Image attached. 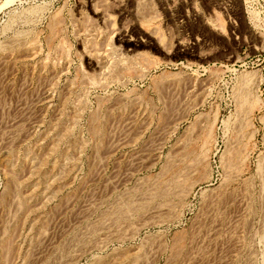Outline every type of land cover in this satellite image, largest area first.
I'll return each instance as SVG.
<instances>
[{
    "label": "rangeland",
    "instance_id": "obj_1",
    "mask_svg": "<svg viewBox=\"0 0 264 264\" xmlns=\"http://www.w3.org/2000/svg\"><path fill=\"white\" fill-rule=\"evenodd\" d=\"M263 158L264 0H0V264H264Z\"/></svg>",
    "mask_w": 264,
    "mask_h": 264
},
{
    "label": "bare ground",
    "instance_id": "obj_2",
    "mask_svg": "<svg viewBox=\"0 0 264 264\" xmlns=\"http://www.w3.org/2000/svg\"><path fill=\"white\" fill-rule=\"evenodd\" d=\"M58 21V20H57ZM55 23V22H54ZM147 23V22H146ZM52 26V25H51ZM55 26V25H54ZM55 27H57V26H55ZM50 30V29H49ZM58 32V31H57ZM52 33V32H51ZM21 34V33H20ZM56 35V34H55ZM54 37V36H53ZM19 39V38H18ZM50 39V38H49ZM52 39V38H51ZM10 41V40H9ZM12 43V42H11ZM51 43V42H50ZM113 51L112 50H110V52H108L107 53V57L105 56V59L107 58H109L110 56H111V58H112V56H114L113 54L114 53H112ZM112 54V55H111ZM110 58V59H111ZM100 59V58H99ZM104 59V60H105ZM114 60V59H113ZM112 60V61H113ZM111 61V60H110ZM116 62H118V61H116ZM109 63V62H108ZM111 63V62H110ZM114 63V62H113ZM122 63V62H121ZM128 63V62H127ZM115 64V63H114ZM119 64V63H118ZM129 65L131 64H134V62H133V60L132 59H130V61H129V63H128ZM109 65V64H108ZM108 65L106 66V67H108ZM111 65V64H110ZM121 65V64H120ZM103 66V65H102ZM104 66H105V64H104ZM122 66V65H121ZM126 66V65H125ZM110 67V66H109ZM109 67H108V69H109ZM110 68H112V67H110ZM120 68V67H119ZM112 69H114V67L112 68ZM116 69H118L117 67H116ZM116 69H114V70H116ZM120 69H122V68H120ZM120 71V70H119ZM119 71H115V73H114V75H112V77L114 78L115 76H117V74H120V72ZM109 72H111V71H109ZM113 74V73H112ZM111 75V74H110ZM118 77V76H117ZM242 77V76H241ZM119 78V77H118ZM244 78V77H243ZM116 79V78H115ZM243 80V79H242ZM246 80V79H245ZM249 81V80H248ZM91 82H93V80L91 81ZM244 82V81H243ZM246 82H247V80H246ZM82 83V82H81ZM161 83H162V81H161ZM243 84V83H242ZM239 90V89H238ZM245 91V90H244ZM243 93V92H242ZM247 93V92H246ZM238 94V93H237ZM236 96V95H235ZM238 96V95H237ZM247 95H245L244 93L239 97L240 98V102L241 103H239V104H241V107H243L246 103H248V101L246 102V97ZM248 99V98H247ZM239 101V100H238ZM100 102V101H99ZM247 105V104H246ZM252 106V105H251ZM249 109H250V107H249ZM246 110H247V108H246ZM243 111L245 112V110L243 109ZM243 112V113H244ZM97 114V113H96ZM95 114V117L98 115H96ZM168 114V113H167ZM245 115V114H244ZM161 117V116H160ZM93 120L95 119L94 117H93V115H92V117H91ZM98 118V117H97ZM17 119V118H16ZM93 120H91V122L93 121ZM68 122V121H67ZM98 122V121H97ZM58 125V124H57ZM97 125V124H96ZM95 125V126H96ZM106 128V127H105ZM97 129H98V127L97 128H94L93 130V132H94V137H95V139H96V136H98L97 135ZM101 130V129H100ZM60 132V131H59ZM90 132L91 133H93L92 131H91V129H90ZM99 132V131H98ZM60 133H63V134H61V136H64V131L63 132H60ZM63 138V137H62ZM61 138V139H62ZM100 138V137H99ZM106 142V141H105ZM6 146V145H5ZM50 147V146H49ZM52 148H53V146H51ZM8 149V148H7ZM48 149V148H47ZM50 149V148H49ZM55 149V148H54ZM57 149V148H56ZM55 149V150H56ZM45 150V149H44ZM53 150V149H52ZM55 150H53V151H55ZM48 151V153H49V151L50 150H47ZM47 151H45V152H47ZM51 153V152H50ZM31 154V153H30ZM47 154V153H46ZM52 154V153H51ZM51 154H49V155H51ZM55 154V153H54ZM231 154V153H230ZM56 155V154H55ZM66 155V154H65ZM201 155V154H200ZM48 156V155H47ZM196 156V155H195ZM46 157V156H45ZM42 158L41 159V161H39V163H38V165H37V167L35 168V171H31V172H33L34 173V175H38V177H39V180H40V183L43 185V183L45 184V182L46 183H48L47 181H46V177H49V176H47L48 174H45V173H43L44 172V168L47 166V164H48V162H47V158ZM238 158H240V155H239V153H238V151H237V153H236V155H229L228 154V157H226V169L227 168H231V165L236 161L235 159H238ZM197 159V158H196ZM235 160V161H234ZM55 161V160H54ZM53 161V162H54ZM197 161V160H196ZM231 161H233V162H231ZM52 162V164H53V166H54V168L57 166L56 165V163H55V165H54V163ZM165 162V161H164ZM31 164V163H30ZM52 164L50 165V166H52ZM169 164V163H168ZM167 165V164H166ZM170 165V164H169ZM169 165H167V168L168 169H170L171 167H168ZM166 167V166H165ZM172 167H173V165H172ZM233 167V166H232ZM48 168V167H47ZM53 168V169H54ZM65 168V167H64ZM27 169V168H26ZM29 169V168H28ZM57 169V168H56ZM60 169V168H59ZM175 170H173L172 172L174 173V174H172L173 176L171 177V179L173 178V180H171V182H170V184L172 183V184H175L174 182H176L175 181V179L177 180H179V176H181V174H182V172H184L185 173V170L184 171H182L180 168H178L177 166H176V168H174ZM12 170V169H11ZM30 170H32V169H30ZM61 170V169H60ZM258 170H259V172H260V174L262 175V176H264V158H263V160L259 163V168H258ZM23 171V170H22ZM9 172V171H8ZM12 172V171H11ZM10 172V173H11ZM63 172V171H62ZM165 172V171H164ZM186 172H187V169H186ZM9 173V174H10ZM33 173H32V175H33ZM48 173V172H47ZM56 173H58V172H56ZM65 173V172H64ZM166 173V172H165ZM12 174H14V173H12ZM12 174H10V175H12ZM16 174V173H15ZM188 174V173H187ZM186 174V175H187ZM30 175H31V173H30ZM182 175H184V174H182ZM203 175V174H202ZM13 176V175H12ZM11 177V176H10ZM15 177V176H14ZM54 177V176H53ZM179 177V178H178ZM16 179H17V176L15 177ZM51 178V177H50ZM59 178V177H58ZM57 178V179H58ZM183 178H184V176H183ZM182 178V179H183ZM12 179V178H11ZM19 179H21L20 177H19ZM18 179V180H19ZM24 179V178H23ZM48 179V178H47ZM53 179V178H52ZM70 179V178H69ZM181 179V178H180ZM188 179V178H187ZM186 179V180H187ZM13 181H14V179H12ZM54 180V179H53ZM59 180V179H58ZM57 180V181H58ZM178 180H177V182H178ZM185 180V179H184ZM38 181V180H37ZM36 181V182H37ZM183 181V180H182ZM181 182V181H180ZM10 183H12L11 182V180H10ZM16 182L14 181V184H15ZM31 183V182H30ZM38 183V182H37ZM161 183V182H160ZM167 183L168 182H165V184H166V186L164 187L163 186V188L162 187H153L152 189H150V190H147V192H148V194L150 195V197H153V196H157V197H164L165 198V196H167V195H170V194H172L173 193V195L175 196V197H181V199H182V196H184L185 194H186V188L188 187V185L187 186H185L186 188H184V187H180V189H178L177 191H176V189L174 190H172L171 188H170V186H167ZM187 183V182H186ZM9 184V183H8ZM7 184V185H8ZM13 184V183H12ZM17 184V183H16ZM33 184H34V182H33ZM164 184V185H165ZM169 184V185H170ZM182 185H178V186H183L184 185V183H181ZM18 185V184H17ZM21 185V184H20ZM19 185V186H20ZM14 186V185H13ZM37 187H38V184L36 185ZM160 186V185H159ZM174 186V185H173ZM32 187H35V186H33L32 185ZM58 187H59V185H58ZM172 187V186H171ZM175 187V186H174ZM177 187V186H176ZM9 188V187H8ZM19 188H21V187H19ZM19 188H18V190H19ZM14 189V188H13ZM35 189V188H34ZM38 189V188H37ZM188 189V188H187ZM10 190V189H9ZM22 190V189H21ZM54 191V190H53ZM14 192V191H13ZM35 192V191H34ZM146 192V193H147ZM188 192V191H187ZM16 193H17V191H16ZM19 193V192H18ZM143 193V192H142ZM244 193V192H243ZM21 194V193H20ZM19 194V195H20ZM18 195V196H19ZM116 195V194H115ZM143 195V194H142ZM264 195V194H263ZM21 196V195H20ZM31 196H32V194H31ZM135 196V195H134ZM134 196H132V197H134ZM242 196V195H241ZM5 197V196H4ZM132 197H130V198H125L126 200H124L120 205H118L117 206V208L116 209H114V211L112 212V211H110V212H112V214L111 215H109V214H107V215H109V217L111 216V218H112V220H109V221H111V222H118V220H121V219H124V218H127L129 215L130 216H132V214L133 213H136V212H139L142 208H143V206H145L146 207V205H144V202L141 204L140 202H138V203H140V204H138V203H136L135 201H134V199H132ZM148 197V196H147ZM149 197V198H150ZM206 198V197H205ZM210 198V197H209ZM17 199V198H16ZM4 200V199H3ZM11 200H13V199H11ZM19 203H18V205L17 206H19V209H21V210H23V209H28L29 208V205L27 204V201H28V199L27 198H25V197H23V196H21L19 199ZM112 200V199H111ZM116 200V199H115ZM136 200V199H135ZM154 200V199H153ZM30 201V200H29ZM28 201V202H29ZM137 201V200H136ZM169 201V200H168ZM18 202V201H17ZM101 202V201H100ZM166 202V204L168 203L167 201H165ZM6 203V202H5ZM9 203V202H8ZM11 203V202H10ZM146 203V202H145ZM172 203V202H171ZM174 203V202H173ZM206 203V202H205ZM165 203H163V204H161V206L162 205H164ZM99 205H101V204H99ZM156 205V204H155ZM39 207V206H38ZM97 207V206H96ZM170 207V206H169ZM33 208V207H32ZM29 209H31V208H29ZM113 209V208H112ZM111 209V210H112ZM107 210V209H106ZM35 211V210H34ZM89 211V210H88ZM95 211V210H94ZM141 211H143V210H141ZM146 212V211H145ZM22 213V212H21ZM20 213V215H22ZM101 213V212H100ZM24 214V213H23ZM26 214V213H25ZM27 215V214H26ZM98 216V215H97ZM203 216V215H202ZM16 217V216H15ZM25 217H27V216H25ZM25 217L23 218V219H25ZM228 217V216H227ZM164 218V217H163ZM22 219V220H23ZM110 219V218H109ZM102 220V219H101ZM114 220V221H113ZM143 220V219H142ZM24 221V220H23ZM34 222V221H33ZM114 222V223H115ZM102 223V222H101ZM121 223V222H120ZM19 224V223H18ZM41 224H42V222H41ZM40 224V225H41ZM39 225V229H38V233H41V232H43V230L45 229V227L43 226V224L40 226ZM45 225V224H44ZM95 225V224H94ZM116 225H118V223L116 224ZM12 226V225H11ZM10 226V227H11ZM34 226V225H33ZM4 227V226H3ZM99 227V226H98ZM44 228V229H43ZM242 228V227H241ZM7 229V228H6ZM12 229H13V227H12ZM11 229V230H12ZM97 229V228H96ZM3 230H5V229H3ZM94 231H95V228H94ZM93 231V232H94ZM8 232H9V235H8V233H5V235L7 234L8 235V238H7V236L5 237L6 239L5 240H3V244H2V247H3V249L4 250H6V251H8L10 248H11V242H12V240H11V238H12V236L10 235V231L8 230ZM79 233V232H78ZM41 235V234H40ZM235 235V234H234ZM195 236V235H194ZM11 237V238H10ZM14 237V236H13ZM76 237V236H75ZM16 239V238H15ZM39 239V238H38ZM193 239V238H192ZM237 239V238H236ZM53 240V239H52ZM79 240V239H78ZM189 240V239H188ZM242 240V239H241ZM76 241V240H75ZM80 241V240H79ZM72 242V241H71ZM2 243V242H1ZM0 243V244H1ZM81 243V242H80ZM231 243V242H230ZM65 245V244H64ZM72 245V244H71ZM232 245V244H231ZM183 246H185V245H183ZM68 247V246H67ZM179 247H181V246H179ZM9 248V249H8ZM1 249V248H0ZM8 249V250H7ZM65 249V248H64ZM172 249V248H171ZM182 249H183V247H182ZM177 250V249H176ZM239 250V249H238ZM180 251H181V248H180ZM180 251H178L177 253H179ZM188 251V250H187ZM198 251V250H197ZM1 252H2V250H1ZM4 253V252H3ZM5 254V253H4ZM9 254V253H8ZM72 254V253H71ZM16 255V254H15ZM138 255V254H137ZM137 255H135L134 257H130V255L128 256V255H125V256H123L125 259V261H124V263H126V264H136V262L139 260H137V258H138V256ZM177 255V254H176ZM179 255V254H178ZM235 255V254H234ZM6 256V255H5ZM43 256H45V255H43ZM62 256V255H61ZM173 256H175V255H173ZM193 256V255H192ZM10 257H11V255H10ZM9 258V257H8ZM118 258V257H117ZM172 258V257H171ZM15 259V258H14ZM29 259V258H28ZM190 260V259H189ZM120 262H122V261H120ZM141 262V261H140ZM6 263H8V262H6ZM122 264V263H121ZM141 264V263H140Z\"/></svg>",
    "mask_w": 264,
    "mask_h": 264
}]
</instances>
